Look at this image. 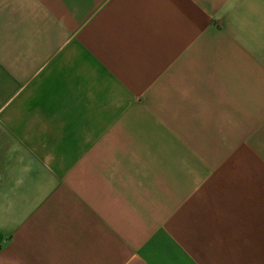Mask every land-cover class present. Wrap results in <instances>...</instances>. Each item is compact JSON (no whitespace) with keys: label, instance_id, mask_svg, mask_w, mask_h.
<instances>
[{"label":"crops","instance_id":"1","mask_svg":"<svg viewBox=\"0 0 264 264\" xmlns=\"http://www.w3.org/2000/svg\"><path fill=\"white\" fill-rule=\"evenodd\" d=\"M176 93L259 131L210 163ZM263 134L264 0H0V264H264Z\"/></svg>","mask_w":264,"mask_h":264},{"label":"rangeland","instance_id":"2","mask_svg":"<svg viewBox=\"0 0 264 264\" xmlns=\"http://www.w3.org/2000/svg\"><path fill=\"white\" fill-rule=\"evenodd\" d=\"M212 96L214 94L211 100ZM175 97L177 100L172 107L160 109L161 116L174 118L176 131L188 134L186 138L191 137L193 149L205 148L210 163H221L229 157L231 149H248L252 134L259 131L260 125L256 124L253 132L251 118L248 123L249 110L221 109L216 107V101L201 103L199 99H189L190 94L185 93H176ZM255 144L256 148H264V141H255Z\"/></svg>","mask_w":264,"mask_h":264}]
</instances>
